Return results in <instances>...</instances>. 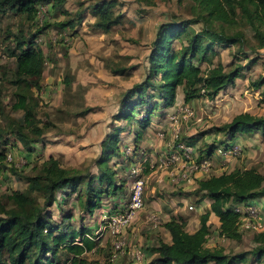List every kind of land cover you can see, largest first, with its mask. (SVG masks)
I'll use <instances>...</instances> for the list:
<instances>
[{
  "label": "rangeland",
  "instance_id": "374dc122",
  "mask_svg": "<svg viewBox=\"0 0 264 264\" xmlns=\"http://www.w3.org/2000/svg\"><path fill=\"white\" fill-rule=\"evenodd\" d=\"M101 1L104 0H67L64 9L68 11L69 16L57 14L48 7L47 17L43 23L30 21L25 15L15 12L0 17V102L3 109L0 111V132L3 130L2 133H5L1 136V144L2 146L3 143L8 144L7 153H12L14 158V162H5L0 169V202L8 211L17 210L13 202L8 200L15 192L33 197L41 206L44 205L41 193L30 187L27 180L39 175L44 162L50 157L61 161L63 167L67 169L97 175L99 171L96 162L101 157L102 144L110 133L118 131L122 139V150L124 147L133 148L135 134L141 131V128L137 124L130 127L124 120L117 119L121 100L126 92L145 80L148 74L149 55L161 27L172 21H195L197 13L199 14V11L196 12L193 8L191 0H114L117 3L115 13L122 16V23L110 33L94 28V18L87 14L75 32L69 28L62 30L56 26L74 17L78 11L90 9ZM193 27L199 30L202 24H194ZM226 29L230 33L234 31L244 33L246 44L242 51L238 45L216 47L219 57L214 63L221 61L228 69L235 64L246 65L247 68L241 78L233 87L221 92L215 100L202 98L185 104L184 96L179 90L175 106L167 107L161 104L152 118V124L144 132L145 134L149 131L148 136L146 135L148 139L139 142L143 151L135 155L136 162H130L124 157H114L111 160L112 165H118L119 176L129 180V184L124 187L123 196L104 197L101 208L90 216L82 210L76 192L67 188L64 190L67 197L58 196L61 201L59 207L54 204L44 208V215L49 217L50 221L53 220L60 225L68 216L65 225H69L70 228L92 230L98 248L86 255L89 262L139 264L134 253L141 249L146 259L140 264H149L153 260L152 256H148L150 249L160 241L169 240V233L164 225L172 215L167 213L161 214V225L158 228H153L147 223L146 212H142L143 217L138 216L139 218L137 217L119 236H114L108 230L102 231L101 228L106 224L108 215L120 210L119 207L129 201L130 171L135 165H141L139 161L144 151L148 153L142 159L154 162L164 153L160 151L161 147L166 148L165 152L168 150L167 145L171 141V136L168 133L166 137L161 138L160 133L168 130L171 114H177L186 105L193 108L192 117L185 119L183 114H180L182 121L179 124V141L193 143L197 153L216 142L213 131L215 127L231 122L237 115L246 112L264 117V86L258 90L253 86L258 81H264V48H258V42L245 26ZM20 31H24L26 37L41 31L38 46L45 52L47 58L41 82L42 89L33 91L37 102L36 123L39 128L45 130V135L43 143L36 145L33 151L19 143L14 145L15 138L7 134L10 126L19 124L24 115L22 111L12 110L16 90L11 81L16 60L10 57L7 51L8 47L12 46V41L7 39L8 35ZM179 45L178 42L175 43L176 47ZM201 66L203 69L208 67L207 63H202ZM122 69L123 72H115ZM149 93L153 94L154 91L150 89ZM143 113L145 110L141 112ZM26 133L35 137L31 129L26 130ZM196 137L200 139L194 141ZM219 137L222 139V136ZM257 139L251 135L239 136L235 145L242 148L241 154L226 158L216 152L212 156L213 167L209 174L195 179L192 184L194 187L184 192L190 197L185 211L187 214L192 213L189 214L192 220L199 217L198 211L189 209L192 205L196 206L201 197L202 193L198 189L199 180L231 173L246 166L264 173V147L260 146ZM146 141L149 142V146L146 145ZM176 144L172 136V147ZM12 169H15L17 174ZM160 176L161 173L157 172L147 181L148 188L144 194L147 210L151 207L152 201L161 200L162 204H168L172 194L179 193V190L174 191L175 186L169 183L168 186L165 185L166 182L158 183L157 179ZM120 197L122 198L119 199ZM253 202L260 209L264 231V200ZM194 221H197L196 218ZM216 226L217 220L211 222L212 234L208 247L222 248L230 256L247 254L246 264H264V261L257 262L251 254L256 247L254 242L256 231L241 229V240H229L217 234ZM117 238L125 242L122 253L116 252L114 243ZM60 257L63 263L71 258L65 253H60Z\"/></svg>",
  "mask_w": 264,
  "mask_h": 264
},
{
  "label": "trees",
  "instance_id": "16d2710c",
  "mask_svg": "<svg viewBox=\"0 0 264 264\" xmlns=\"http://www.w3.org/2000/svg\"><path fill=\"white\" fill-rule=\"evenodd\" d=\"M191 1L195 11H199L195 21H172L161 27L149 55L145 80L126 92L121 100L117 119L124 120L130 127L137 124L141 128V131L135 134L132 154H125L129 147L122 150V139L117 131L102 144V154L96 162L99 171L97 175L67 169L54 157L46 160L41 173L27 180L30 187L41 193L44 198L43 206L37 199L18 192L8 197L17 210L8 211L0 202V264H96L89 262L86 257L98 248L92 230L70 228L65 225L68 216L60 225L50 221V218L44 215V208L54 204L59 207L61 201L58 196L67 197L64 193L67 188L76 192L82 210L90 216L101 208L104 197L123 196L124 187L129 184V180L119 176L118 165H112L111 160L114 157H124L130 162H136L135 155L143 151L139 142L152 124V118L161 104L167 107L175 106L179 90L184 96L185 104L202 98L215 100L222 91L235 85L241 78L246 65L235 64L228 69L221 61L214 63L219 57L216 47L238 45L242 51L246 44L244 33H230L226 28L245 26L258 42V48H264V0ZM66 3L67 0H0V17L15 12L25 15L30 21H39L41 6L51 7L57 14L69 16L68 11L64 9ZM116 6V1L104 0L90 9L78 11L74 17L56 26L75 32L88 10L95 19L94 28L110 33L122 23V16L115 13ZM194 24H202V28L196 30ZM23 32L10 33L7 37L12 41V46L7 50L8 54L16 60L11 81L16 90L12 110L24 113L19 124L10 126L7 134L15 138L14 145L19 143L33 151L36 145L43 143L45 135V130L39 128L36 123L37 102L33 91L42 89L41 82L47 58L38 46L41 31L28 37ZM176 42L180 44L179 47L175 46ZM202 63H207L208 67L203 69ZM253 86L260 89L264 86V81H258ZM150 89L154 91L153 94L149 93ZM155 99L157 100L153 102ZM2 110L0 102V111ZM143 110L145 113L141 114ZM29 129L35 135L34 138L26 133ZM213 131L223 135V139L215 140L212 145L199 151L200 160L212 158L218 149L229 150L235 145L239 135H260L264 144V117L242 113L231 122L215 127ZM2 132L0 169L7 162L9 148L7 143H3L4 146L1 144V136L5 134ZM145 154H142L139 162L143 164L144 174L149 175L152 170L150 160L142 159ZM12 171L17 174L15 169ZM198 189L202 193L199 202L205 199L212 201L211 210L200 217V228L190 233L186 229L185 221L177 217L171 218L164 225L170 235V241H160L150 249L148 256H152L153 260L149 264L248 262L247 254L230 256L222 248L208 247L212 234L209 220L211 213H214L220 221L217 234L229 240H241L242 214L236 212V207L264 200V173L255 168L236 169L231 173L199 180ZM254 242L256 247L251 254L257 262H262L264 231L256 233ZM60 253H65L71 258L63 263Z\"/></svg>",
  "mask_w": 264,
  "mask_h": 264
},
{
  "label": "built area",
  "instance_id": "2783aa9c",
  "mask_svg": "<svg viewBox=\"0 0 264 264\" xmlns=\"http://www.w3.org/2000/svg\"><path fill=\"white\" fill-rule=\"evenodd\" d=\"M47 11L48 8L45 6L39 8L38 19L41 23L46 19ZM181 113L186 119L194 115V110L186 105L177 114L169 116L168 130L160 133L161 138L166 137L168 133L171 136V141L167 145L168 150L157 157L154 162H150L151 174L161 173L158 181L163 182L167 179L175 186L192 185L198 177L207 176L213 167L211 158L200 160L196 147L187 142L179 141V124L182 121ZM172 136L175 143H177L174 147H172ZM217 152H219L220 156L231 158L241 154L242 148L239 145H234L229 150L218 149ZM125 154L130 156L132 154L131 148H128ZM7 162H14L12 153L7 154ZM141 165H135L130 171L131 192L129 201L121 205L119 207L120 210L106 217V224L101 228L102 231H111L114 236L121 235L135 221L140 212L145 209L144 194L148 175L144 174L143 164L141 163ZM189 209L194 210V207L190 206ZM259 211L257 204L237 206L236 212L242 214L241 229L254 230L257 233L262 232L263 223ZM146 221L151 227L158 228L161 225V215L157 211H150L146 214ZM114 244L116 245V252L122 253L125 248V242L117 238ZM134 257L140 264L145 260L146 256L141 249H138L134 253Z\"/></svg>",
  "mask_w": 264,
  "mask_h": 264
},
{
  "label": "crops",
  "instance_id": "0c3cea01",
  "mask_svg": "<svg viewBox=\"0 0 264 264\" xmlns=\"http://www.w3.org/2000/svg\"><path fill=\"white\" fill-rule=\"evenodd\" d=\"M85 14H87V16H92L90 13H89V11L87 10V12L85 13ZM93 17V16H92ZM94 22H95V19H94ZM147 65H148V62H147ZM124 71V69H122L121 71H119V70H115V72L116 73H120V72H123ZM239 80V79H238ZM237 80V81H238ZM236 81V82H237ZM236 84V83H235ZM234 86V85H233ZM233 86H231V87H233ZM228 89V88H227ZM226 89V90H227ZM256 90H258V89H256ZM225 91V90H224ZM223 92V91H222ZM246 113V112H245ZM168 114V113H167ZM242 114V113H241ZM152 128V127H151ZM116 130V129H115ZM115 132H117V130L115 131ZM111 134H113V133H110V135ZM148 134H149V131H147V133H145V135L143 136V138L141 139V143L142 142H144V139H148L147 137H146V135L148 136ZM109 135V136H110ZM219 136H222V139H223V135H221V134H214V140H220V137ZM239 136H241V135H239ZM238 136V137H239ZM242 136H250V135H242ZM251 136H255V137H257L258 139L257 140H259V142H260V146L261 147H264V144H263V142H262V138H261V136L260 135H251ZM207 136H205V138H206ZM238 137L236 138V141L234 142V144H236V143H238ZM200 138H198V137H196L195 139H194V141H198ZM151 144V143H150ZM191 145H193V143H190ZM146 145H148L149 146V142H147L146 141ZM142 146V144H140V147ZM142 148V147H141ZM165 150H166V148H164V147H161V152H165ZM144 153H148V152H145L144 151ZM145 154V155H146ZM160 154V152L158 153V155ZM247 167V166H246ZM242 168V169H250V168ZM237 169H241V168H237ZM236 170V169H235ZM155 174H149L148 176H147V181L148 180H150L151 178H153V176H154ZM157 182L158 183H167V184H165L166 186H168L169 184L172 186L173 184H171L167 179H165V181H163V182H160V181H158V179H157ZM169 183V184H168ZM164 185V186H165ZM173 186H175V185H173ZM194 187V185H189V184H184V185H181V186H175V188H174V191L175 190H179L178 192L179 193H173L172 194V198L170 199V201L168 202V204L167 203H165V204H162V202H161V200L159 201V202H157V201H152L151 202V207H149V209L147 210L146 208H145V210H143L142 212L143 213H145L146 212V214L148 213V212H150V211H157L160 215L161 214H171L172 215V218L173 217H177V218H179V219H181L182 221H185L186 222V229H187V231L188 232H190V233H194V232H196L199 228H200V217L203 215V214H205L206 212H208V211H210L211 210V203H212V201H210V200H208V199H205V200H203V201H201V202H199L200 201V199L197 201V204H196V206H193L194 207V210L197 212L198 211V213H199V217H195L196 218V220L197 221H194L195 220V218H194V220H192L191 219V217L189 216V214L191 213H188L187 214V212L185 211L186 210V206H187V204H188V200L190 199V197L187 195V193H184V192H187V191H189V190H191V188H193ZM147 188H148V186L146 185V190H147ZM188 197H189V199H188ZM148 206V205H147ZM203 208H204V210H203ZM142 212L139 214V216L141 217L142 216ZM192 214V213H191ZM143 217V216H142ZM141 217V218H142ZM139 218V217H138ZM145 218H146V216H145ZM142 220V219H141ZM215 220H217V226H216V231L219 229V227H220V221H219V218L214 214V213H211V215H210V220H209V224H210V226H211V222H214ZM169 221V220H168ZM139 226H141V225H139ZM215 228V227H214ZM134 230H136V228H134ZM212 230V229H211ZM167 231V230H166ZM168 232V231H167ZM170 241V235H169V240L168 241H165V242H169Z\"/></svg>",
  "mask_w": 264,
  "mask_h": 264
}]
</instances>
